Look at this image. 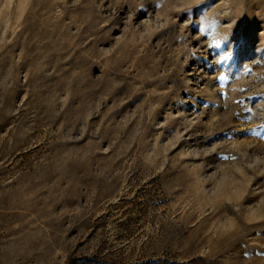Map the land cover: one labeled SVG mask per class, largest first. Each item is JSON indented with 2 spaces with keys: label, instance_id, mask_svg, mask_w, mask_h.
<instances>
[{
  "label": "rangeland",
  "instance_id": "obj_1",
  "mask_svg": "<svg viewBox=\"0 0 264 264\" xmlns=\"http://www.w3.org/2000/svg\"><path fill=\"white\" fill-rule=\"evenodd\" d=\"M0 264H264V0H0Z\"/></svg>",
  "mask_w": 264,
  "mask_h": 264
}]
</instances>
